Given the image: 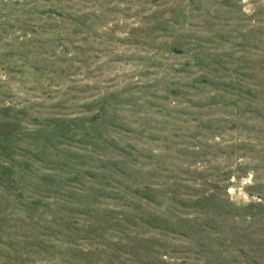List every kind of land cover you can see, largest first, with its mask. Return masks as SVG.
I'll return each mask as SVG.
<instances>
[{"label": "rangeland", "instance_id": "obj_1", "mask_svg": "<svg viewBox=\"0 0 264 264\" xmlns=\"http://www.w3.org/2000/svg\"><path fill=\"white\" fill-rule=\"evenodd\" d=\"M0 264H264V0H0Z\"/></svg>", "mask_w": 264, "mask_h": 264}]
</instances>
